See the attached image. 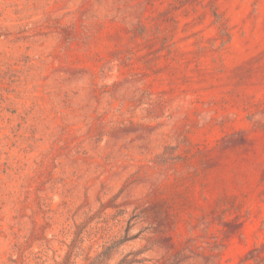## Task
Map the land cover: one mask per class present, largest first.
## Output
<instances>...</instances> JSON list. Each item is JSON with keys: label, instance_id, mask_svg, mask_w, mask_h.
<instances>
[{"label": "rangeland", "instance_id": "obj_1", "mask_svg": "<svg viewBox=\"0 0 264 264\" xmlns=\"http://www.w3.org/2000/svg\"><path fill=\"white\" fill-rule=\"evenodd\" d=\"M0 264H264V0H0Z\"/></svg>", "mask_w": 264, "mask_h": 264}]
</instances>
